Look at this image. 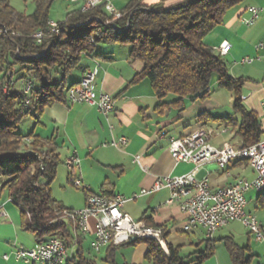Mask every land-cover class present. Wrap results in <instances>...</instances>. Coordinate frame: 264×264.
<instances>
[{"label": "trees", "instance_id": "trees-1", "mask_svg": "<svg viewBox=\"0 0 264 264\" xmlns=\"http://www.w3.org/2000/svg\"><path fill=\"white\" fill-rule=\"evenodd\" d=\"M32 1L34 10L25 15L11 7L9 0H0V31L5 28L17 34H0V193L5 191L9 201L19 209L20 227L33 235L37 245L59 238L67 251L75 246L72 264H98L94 258L85 256L81 246L84 237L73 244L70 223L60 218L65 208L51 200L49 186L57 167L63 163L57 146L52 140L36 135L34 129L21 135L18 127L22 119L32 115L37 125L47 106L66 102L68 88L77 84L67 86L66 78L81 65L82 57L94 54L99 59L97 46L117 44L129 47L131 61L142 63L141 72L131 83L146 80L150 84L159 101L157 110L182 111L187 98L207 99L215 80L218 88L233 97L232 115L211 118L201 114L198 121L215 122L219 128L229 129L243 146L256 144L264 130L260 118L242 104L246 79L232 77L224 58L205 43L209 34L223 26L227 13L247 0H190L175 7L150 9L139 0H130L119 12L122 16L112 24V15L99 5L70 12L59 23L61 34L40 42L32 35L47 30L54 0ZM106 22L110 24L105 25ZM27 82L31 83L28 96L31 105L25 109L23 88ZM168 96H174L175 100L164 102ZM25 139L31 141L29 146ZM43 179L46 183H42ZM68 180H72L71 176ZM163 237L166 238L165 229ZM139 243L145 245L143 259L148 264H203L213 257L216 242L201 240L195 247L202 245V249L193 252V259L186 263L180 255V246L167 244V254L157 242L146 238L121 246ZM223 244L231 264H252L254 256L248 246L241 248L229 238ZM121 246L106 248L104 264H115L116 250Z\"/></svg>", "mask_w": 264, "mask_h": 264}, {"label": "crops", "instance_id": "crops-1", "mask_svg": "<svg viewBox=\"0 0 264 264\" xmlns=\"http://www.w3.org/2000/svg\"><path fill=\"white\" fill-rule=\"evenodd\" d=\"M129 1L109 0L117 13ZM188 1L190 2V0H139L143 6L149 9L175 7ZM83 3L84 0H82L81 9ZM256 6L261 9L258 20L253 26H245L242 19L248 16L247 9ZM65 19L66 17L61 22H54L62 23ZM263 39L264 0H247L243 5L235 7L227 13L223 26L215 29L205 38V43L214 52V49L222 43L226 42L231 45L228 54L223 57L229 74L234 78L246 79L241 93V97L244 98L242 104L259 118L260 103L264 94V60L254 59L250 64H242L241 60L262 56L263 52L257 51L255 47ZM95 50L97 54L99 53L100 58L98 59L94 54L84 55L81 65L76 69V79L71 78L69 83L67 82V86L78 83L86 71L98 66L93 95L95 98L100 94L110 95L115 100L114 112L105 117L100 115L96 108L86 104L55 103L44 109L39 123L34 128L36 135L54 142L62 162L71 155H75L79 159L78 166L67 174L68 178L71 176L72 179L68 180L69 183L73 186V180L79 179L91 193L103 197L123 195L130 198L141 190H149L156 178L181 176L192 170L194 165L190 162L176 164L173 161L167 149L168 140L161 138L160 134L164 132L167 137L180 138L197 135L208 128L218 129L217 123L200 122L198 117L201 114H208L211 118L231 116L233 104L231 94L220 87L218 88L216 81L213 80L211 93L207 99L192 100L187 98L183 102L182 111L177 108L157 110L156 106L159 101L153 94L150 84L146 80L136 84L131 83L135 76L141 72L143 66L138 61L130 60L128 46L99 45ZM174 100V96H168L164 102L170 103ZM224 135L228 136L227 140L216 141V138ZM120 137L125 138L128 143L117 147L106 145L111 141H117ZM262 138H264V134ZM210 144L221 148L224 144L240 145V141L234 138V134L228 129L224 134L213 136ZM136 156L139 157V164L134 161ZM205 176L209 179L210 189L215 190L227 187L236 178L252 180L255 174L247 162L233 160L226 171L220 170L214 163L203 166L198 173V178ZM168 197V190L142 196L129 201L127 204L130 205L126 204L124 211L131 217L137 216L138 218L133 217L135 220L144 219L145 223L149 222V226L162 227L165 229L166 237L172 232L183 233L181 227L185 221L184 215L176 204L171 206L164 204ZM245 198L247 205L252 201L255 202L256 210L264 207V191L260 194L249 192ZM84 205L85 193L84 202L78 209L83 208ZM0 206V264H26L15 261L13 258L8 261L3 259V256L7 253L10 254L14 247H24L17 244L20 241L18 232L21 229L19 209L8 198L1 200V193ZM60 206L71 210L64 205ZM247 213L253 214L250 211ZM92 223L93 221L90 223L91 229ZM231 224L218 230L211 239L215 242H223L225 238L232 239L241 248L248 246L254 256L251 245L252 236L246 230V240L243 239L239 232L230 228L233 226ZM197 231L188 236V245L195 246L201 240L206 239L202 230ZM6 232L8 235H5ZM217 233L222 235L217 238L215 237ZM87 237L90 245L92 233ZM85 240V237L82 238V248H84ZM242 240L246 242V245H241ZM183 245L175 243L172 246L181 247ZM259 245L264 248L263 243ZM36 246L35 243L30 248ZM202 247V245L195 247V250L199 251ZM74 250L75 246L72 245L68 250L69 259L66 264H72L70 260ZM261 258L263 259V254ZM203 264H222V261L214 252L213 257ZM224 264L226 263L224 262ZM257 264L264 263L259 261Z\"/></svg>", "mask_w": 264, "mask_h": 264}, {"label": "built area", "instance_id": "built-area-1", "mask_svg": "<svg viewBox=\"0 0 264 264\" xmlns=\"http://www.w3.org/2000/svg\"><path fill=\"white\" fill-rule=\"evenodd\" d=\"M68 1L74 3L79 0ZM99 5H103L105 11L112 15L111 24L122 16L120 13L115 12L109 0H84L81 10H90L97 8ZM247 12L248 16L242 19V23L245 26H253L258 20L261 9L257 6L249 7ZM108 24L110 23L106 22L105 25ZM46 26V31H38L32 35V38L40 42L45 38L59 36L62 32L58 22L49 20ZM0 34L17 36V34L9 32L5 28L0 31ZM230 46L225 42L218 45L214 50L219 56L224 57L228 54ZM255 49L262 51L263 55L255 58H245L241 60L242 64H250L254 59L264 60V39L256 45ZM8 74L9 72H7ZM97 74L98 66L86 71L76 85L68 88L65 100L67 104L71 105L86 104L94 107L100 115L107 117L114 112L115 100L107 94H100L97 98L94 97L93 91ZM6 87L7 84L4 89ZM30 89L31 83L27 82L23 88V94L26 96L23 103L25 109L31 105L28 99ZM241 100H244V98L241 97ZM260 119L261 124L264 125V94L260 103ZM227 131L228 129L225 127L208 128L197 135L180 138L167 137L166 133L162 132L160 137L167 138L168 153L173 161L176 164L190 162L194 167L181 176L156 178L149 190H141L139 193L130 196V198L123 195L103 197L91 193L82 184L81 180H73V186L85 193V205L78 211L64 209L60 214V218L70 223L72 227L73 244L76 243L79 237H86L92 233L90 248L93 252L99 253L110 246L118 247L129 244L131 239L135 241L146 238L157 242L167 254L163 237L164 229L149 226L142 220H135L124 211V207L129 201L161 190L169 191V197L164 204L170 206L176 204L184 215L185 221L181 227L183 233L193 234L197 230H202L204 236L211 239L218 230L230 223L238 222L246 228L255 242L264 244V223L259 222L254 215L245 212V206L247 205L245 195L249 192L260 194L264 191V138L251 146L224 144L221 148H217L210 144L213 136L224 134ZM25 143L29 146L31 141L25 139ZM126 143H128L126 139L120 137L117 141H111L106 145L117 147L126 145ZM233 160L247 162L254 171L255 176L253 179L236 178L227 187L212 190L206 176L198 178V173L203 166L214 163L217 168L226 171ZM134 161L139 164V157L136 156ZM63 163L70 171L78 166L79 159L77 156L71 155ZM144 171L147 172L146 169ZM91 221H93L92 229ZM10 258L26 264H66L69 256L63 241L59 238H52L32 249L14 247L10 254L3 256L5 261Z\"/></svg>", "mask_w": 264, "mask_h": 264}, {"label": "rangeland", "instance_id": "rangeland-1", "mask_svg": "<svg viewBox=\"0 0 264 264\" xmlns=\"http://www.w3.org/2000/svg\"><path fill=\"white\" fill-rule=\"evenodd\" d=\"M9 2L11 7H13L16 11L25 15H30V13H32L34 10V4L32 0H9ZM81 5H82V0H79L78 2H74V3L69 2L68 0H54L49 10V19L53 21L61 22L64 20L66 15L70 13V11L71 12L80 11ZM75 74H77L76 70L73 71V73H71L66 78V82L69 83L71 78L76 79ZM22 120L23 121L18 127V132L21 135H28L35 128L36 119L32 115H30ZM226 138H228V136L224 135L223 137L216 138V141L217 140L221 141V139L227 140ZM70 171L65 167L64 163L60 164L57 167L55 178L49 186L50 197L52 202L55 203V205L57 206L64 205V207L66 208H71V210L78 211L79 210L78 208L84 202V193L82 190L75 188L74 186H72V184L69 183L67 174ZM42 183H46V179H43ZM5 198H8L7 193L3 191L1 193V200H4ZM129 205L127 204V206ZM247 211L252 212L253 213L252 215H254L259 222L264 221V207L256 210L254 201L250 202L249 205L245 207V212ZM135 218L138 217L136 216ZM231 225L233 226L230 228H232L237 233L239 232V234L242 235L243 239L246 240V236H245L247 232L246 228L237 222L232 223ZM5 235H8L7 232L5 233ZM10 235L13 237L12 234ZM18 235L20 237L19 239L21 242L19 241L17 244L19 246L23 245L25 249H32L30 247L35 244L33 235L21 229H19ZM189 235L191 234L172 232V234L171 233L168 234L167 237L164 239L166 245L167 244L173 245L175 243L184 244L183 246H181L180 255L181 257L185 258L184 259L185 263L186 261L188 262L193 259L192 253L196 251L195 246L188 245L187 243L188 242L187 239ZM219 235L221 236L222 234L217 233L215 237L219 238L220 237ZM85 239L86 242L83 248L85 256L89 258H94L98 264H104L102 260L104 259L105 250L103 249L99 253L93 252V250H91L90 248V245L88 244V237L86 236ZM253 242L251 241V245L253 247L252 253L254 254V257L252 259V264H257L259 261L264 263V259L261 258V255L263 254L264 251L263 246L262 245L258 246V244L260 243H257L254 240ZM240 243L241 245H246V242L244 241ZM214 246H215L214 252L217 254L218 258L222 261V264H224V262L226 264H230L231 261L229 259L228 252L223 242H216ZM145 249L146 248L143 243H139L136 246H129V245L121 246L118 248V250H116L115 264H148V262L143 259ZM166 250H167V246H166Z\"/></svg>", "mask_w": 264, "mask_h": 264}, {"label": "water", "instance_id": "water-1", "mask_svg": "<svg viewBox=\"0 0 264 264\" xmlns=\"http://www.w3.org/2000/svg\"><path fill=\"white\" fill-rule=\"evenodd\" d=\"M134 241V239H131V242H133Z\"/></svg>", "mask_w": 264, "mask_h": 264}]
</instances>
